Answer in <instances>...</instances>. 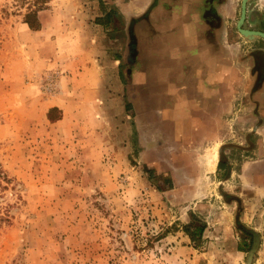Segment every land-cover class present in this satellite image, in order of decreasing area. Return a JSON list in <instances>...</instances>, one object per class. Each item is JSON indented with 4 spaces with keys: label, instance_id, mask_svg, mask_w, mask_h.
Returning <instances> with one entry per match:
<instances>
[{
    "label": "rangeland",
    "instance_id": "obj_1",
    "mask_svg": "<svg viewBox=\"0 0 264 264\" xmlns=\"http://www.w3.org/2000/svg\"><path fill=\"white\" fill-rule=\"evenodd\" d=\"M30 1L0 0V264H264V0H45L40 39ZM206 43L218 148L163 89Z\"/></svg>",
    "mask_w": 264,
    "mask_h": 264
},
{
    "label": "crops",
    "instance_id": "obj_2",
    "mask_svg": "<svg viewBox=\"0 0 264 264\" xmlns=\"http://www.w3.org/2000/svg\"><path fill=\"white\" fill-rule=\"evenodd\" d=\"M23 28L31 31L37 39H40L44 31L43 25L40 29L32 31L27 28L26 23H23ZM193 50L196 52L195 57L199 60L197 65L190 71L187 67L179 77L169 78L168 82L172 83V85L162 88L166 92H173L176 96V101H178L176 109L180 108V114L183 115V118L180 119V130L186 131L188 122L184 120V116L190 115L189 121L191 123L187 125L190 132L193 131L191 134L196 139V143L200 142L202 137L203 140L213 141L218 148L220 146L217 142L223 144L224 140L229 138L231 112L230 67L228 63L224 62L225 56L223 53L221 55V64L214 65V61L219 62V58H216L214 53L209 55L211 48H209L207 43L203 47L200 46V48L196 44ZM115 67L117 66L115 65ZM146 78V73L140 75L133 73L132 75V81L142 79L144 83L150 82ZM191 94H194L196 98L189 101ZM235 113L237 115L238 111ZM184 138L185 134L183 135V144ZM140 146V153L144 154L145 145L140 144ZM143 161L145 162L146 160L143 159ZM218 161L217 158L213 166L215 169Z\"/></svg>",
    "mask_w": 264,
    "mask_h": 264
},
{
    "label": "trees",
    "instance_id": "obj_3",
    "mask_svg": "<svg viewBox=\"0 0 264 264\" xmlns=\"http://www.w3.org/2000/svg\"><path fill=\"white\" fill-rule=\"evenodd\" d=\"M45 0H31L28 3L27 12L23 15L24 22L33 30H38L41 27V22L38 18V12L45 7ZM204 226L199 227V232L203 230ZM185 233L189 235L190 239L194 241L193 232L189 230V226L185 225Z\"/></svg>",
    "mask_w": 264,
    "mask_h": 264
},
{
    "label": "water",
    "instance_id": "obj_4",
    "mask_svg": "<svg viewBox=\"0 0 264 264\" xmlns=\"http://www.w3.org/2000/svg\"><path fill=\"white\" fill-rule=\"evenodd\" d=\"M244 5H245V2L243 1V2H242V16H243V14H244ZM245 33H258V34H260L261 36L264 37V33H261V32H250V31H245Z\"/></svg>",
    "mask_w": 264,
    "mask_h": 264
}]
</instances>
